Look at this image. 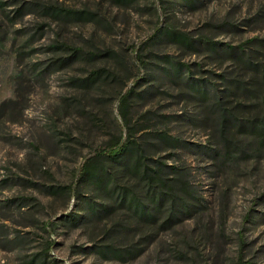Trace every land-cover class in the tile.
Segmentation results:
<instances>
[{"label": "rangeland", "instance_id": "374dc122", "mask_svg": "<svg viewBox=\"0 0 264 264\" xmlns=\"http://www.w3.org/2000/svg\"><path fill=\"white\" fill-rule=\"evenodd\" d=\"M121 139L183 207L81 180ZM0 264H264V0H0Z\"/></svg>", "mask_w": 264, "mask_h": 264}, {"label": "trees", "instance_id": "16d2710c", "mask_svg": "<svg viewBox=\"0 0 264 264\" xmlns=\"http://www.w3.org/2000/svg\"><path fill=\"white\" fill-rule=\"evenodd\" d=\"M159 139L163 143L167 142L165 137L161 136ZM159 145L150 143L151 148H141L128 139H121L98 150L88 160L89 162L98 160L101 166L97 171L85 169L81 174V180H86L94 190L104 193L120 207H125L136 214L140 213L141 217L149 220H152L156 213H160L167 204L170 205V210L165 211H171L173 214L177 208L183 207L184 200L179 198L175 191L168 190L169 178L165 177L168 175L164 174L163 169L147 164L148 155L153 154L150 152L152 149L161 151ZM118 183H122V187ZM95 206H90L91 210L99 212ZM97 206L100 211H107L109 208Z\"/></svg>", "mask_w": 264, "mask_h": 264}]
</instances>
